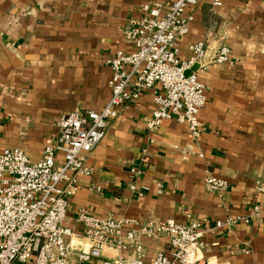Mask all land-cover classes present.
I'll list each match as a JSON object with an SVG mask.
<instances>
[{
	"label": "crops",
	"instance_id": "obj_1",
	"mask_svg": "<svg viewBox=\"0 0 264 264\" xmlns=\"http://www.w3.org/2000/svg\"><path fill=\"white\" fill-rule=\"evenodd\" d=\"M151 1L160 0H0V151L18 147L37 161L56 144L63 114L101 110L111 97L106 60L131 48L126 30ZM221 1L200 0L179 40L182 58L193 42L208 46L207 65L195 70L209 87L197 144L203 157L184 158L193 140L175 118L148 130L154 102L145 92L88 156L93 172L80 178L67 211L72 246L89 248L77 221L84 207L99 216L202 222L211 230L199 264H264V192L257 190L264 178V0ZM222 45L233 63L210 61ZM209 174L226 178L228 190L208 191ZM228 218L236 221L216 228ZM167 241L146 240L147 260Z\"/></svg>",
	"mask_w": 264,
	"mask_h": 264
},
{
	"label": "built area",
	"instance_id": "obj_2",
	"mask_svg": "<svg viewBox=\"0 0 264 264\" xmlns=\"http://www.w3.org/2000/svg\"><path fill=\"white\" fill-rule=\"evenodd\" d=\"M199 2L144 3L141 17L130 21L126 30L131 48L116 49L106 60L111 68V97L103 108L63 114L56 144L46 146L37 161L18 147L0 151V264H199L206 248L203 238L211 230L202 222L99 216L82 207L77 221L89 241L87 250L72 246L75 230L67 223L69 202L80 178L93 172L88 156L123 108L147 91L153 92L154 102L148 130L175 118L187 126L193 140L183 149L184 158L192 153L203 157L197 144L205 129L200 114L207 104L209 87L196 71L191 75L186 72L197 64L207 65L208 46L204 40L193 42L190 56L182 58L179 44L190 31ZM213 3L222 5L221 0ZM232 57L231 48L222 45L213 51L210 61L231 64ZM204 184L218 194L230 185L226 178L214 174L207 175ZM257 190L264 192V178ZM255 213H259L258 208ZM235 221H218L216 228ZM161 237L168 238L167 249L148 261L145 241ZM106 249L120 253L104 257Z\"/></svg>",
	"mask_w": 264,
	"mask_h": 264
},
{
	"label": "water",
	"instance_id": "obj_3",
	"mask_svg": "<svg viewBox=\"0 0 264 264\" xmlns=\"http://www.w3.org/2000/svg\"><path fill=\"white\" fill-rule=\"evenodd\" d=\"M198 67H199L198 64L195 65L192 69L188 70V71L186 72V74H187V75H191L195 70L198 69Z\"/></svg>",
	"mask_w": 264,
	"mask_h": 264
}]
</instances>
